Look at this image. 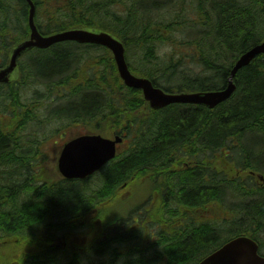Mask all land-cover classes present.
I'll list each match as a JSON object with an SVG mask.
<instances>
[{
	"label": "trees",
	"instance_id": "obj_1",
	"mask_svg": "<svg viewBox=\"0 0 264 264\" xmlns=\"http://www.w3.org/2000/svg\"><path fill=\"white\" fill-rule=\"evenodd\" d=\"M32 1L37 7L35 23L41 34L50 35L74 27L113 33L124 42L130 58L138 54L135 65L130 66L132 72L150 79L167 92L226 88L237 59L264 42V0ZM29 11L27 0H0V41L13 31L20 38L30 35ZM197 26L200 28L195 33L199 35L190 43L193 53L177 51L176 45L185 40L177 41L171 35ZM164 44L175 48L166 59L159 55L158 49ZM42 51L44 54L35 57L30 52L29 61L21 62V69L26 68L25 74L35 70L49 82H55L54 86L64 84L66 91H70L69 100L76 101L69 105L72 114H76L72 122L93 126V132L100 134L104 123L111 131L107 136H122L128 147L89 179L88 183H94L95 188L99 184L95 191L89 187L82 190L83 183H68V190L54 196L48 186H33L35 179L17 182L20 178L16 176L22 174L10 169L12 166L22 170L27 162H21V156H30L32 152V147L26 149L20 139L26 135L25 118L29 119L27 114L32 115L33 111L26 110L23 119L22 101H15L17 106L10 101L17 109L10 117L0 110V234L22 233L29 251L23 263L15 259L18 245H2L0 264H85L79 254L70 250L64 253V260L57 258L58 248L50 244V236L57 231L65 232L74 246L97 252V260H90L88 264H198L235 235L228 234L224 241L216 243L215 225H204L197 220L199 224L189 222L169 229L168 235H159L157 220L167 223L179 215L175 201L191 207L204 206L207 202L204 195L208 193L202 185L205 165L208 157L214 161L217 150L235 149L236 159L242 166L255 155L264 164L263 54L237 73L236 91L218 107L210 110L203 106L172 105L154 111L143 99L141 90L123 84L114 58L104 47L66 42ZM188 58L200 68L196 75H191L185 67L183 61ZM6 60L7 54L0 57L1 64ZM16 86L10 85L11 89ZM33 106L34 112L43 115L37 104ZM143 111L148 115L139 114ZM34 119L39 117L34 115ZM184 159L190 166H183ZM144 173L152 179L169 177L165 186L174 191L176 199L165 207H158V203L155 206L154 202L149 206L151 211L130 210L128 213L139 215L141 224L137 226L128 227L121 219L104 221V211L125 210L127 205L123 204H128L131 197L124 196L123 184L128 183L130 188ZM210 175L211 202L222 201L213 196L227 195L229 188L221 184L230 181L214 170ZM130 190L133 191L132 187ZM258 204L254 205V216L259 228H263L264 198ZM93 210L98 214L82 216ZM61 212L67 216L63 221L59 219ZM56 218L59 220L54 222ZM154 230L158 231L159 238L154 237ZM94 245H97L95 250Z\"/></svg>",
	"mask_w": 264,
	"mask_h": 264
},
{
	"label": "rangeland",
	"instance_id": "obj_2",
	"mask_svg": "<svg viewBox=\"0 0 264 264\" xmlns=\"http://www.w3.org/2000/svg\"><path fill=\"white\" fill-rule=\"evenodd\" d=\"M208 6H210V3L208 4ZM187 12H191V10L187 9ZM190 14L193 16V13H190ZM191 15H189V18H191ZM192 20L195 21L196 19L192 18ZM188 24L190 25L192 23H188ZM198 26L194 27L193 30L189 29L190 27H188L186 28V29H189L187 31H176L171 35V37H174L177 41L185 40L176 45V48H178L177 51L179 52L181 51L183 53L192 51L193 53V44H190V43H194L195 37H198L199 35L198 33H195L196 32L195 30L200 28ZM28 28H29V32L31 33L32 30H31L29 23H28ZM74 28H81V27H74ZM69 29H72V28H69ZM14 33H17V32L13 31L11 34L8 33L5 36V39L0 41V46H1L0 57L2 55L10 53L12 48L15 47L14 44L20 43L24 39L27 38V37H23V38L16 37ZM56 33H59V32H56ZM158 49H159V55L163 57L164 59H166L170 57V54L173 53L175 48L172 45L164 44V45H160ZM40 51L41 49L33 50L31 52V56L35 57V55L39 53L44 54L43 53L44 51L42 52ZM23 59H27V55L24 56ZM136 60H138L137 53L133 54V58H130L129 56H127V61L130 66L135 65ZM183 62L186 65L185 67H187L186 68L187 71L190 72L191 75H196L198 72H200V68L198 67L196 62H193L191 60V58H188L187 60L185 59ZM54 84L55 82H49L48 79L44 77V75L37 74L35 70L34 71L31 70V72L27 73L25 81L22 84L17 85L15 89H11L10 86L0 84V110L4 111L5 115L10 117V113L13 110H17L13 108V104L10 101H14L15 106H17L15 101H22L23 105H25V109L22 110L23 112L21 113L23 119L25 118L24 112L26 110L33 111L34 114L32 115L27 114V116H29L30 119H27V121L25 122L27 124L25 126L26 128L23 129V131L26 132V135L22 136V138L20 139L24 147H26V149H31L32 147V152L30 156H26L25 154H23V157L21 156L20 161L27 162L24 165V168L22 170H20L19 168L14 169V167L12 166L10 169H13L12 171L14 172H19L20 174H22L21 177L16 176V179L20 178L17 182H22L26 178L29 179L27 180L29 182L35 179L36 182L32 183L33 186H36V185L48 186L49 192L50 193L52 192L51 195L56 196V194L58 195L59 193L61 194L63 191L68 190V183L64 181L65 177L61 174L58 168V161L60 158V152H61L63 145L70 137L74 136L76 133H79V132L89 133L95 130L93 129V126H90L87 124H76L75 122H72L74 121V117L76 114L74 113L72 114V111H70L69 109V105H71L70 102H72V100L71 101L69 100V96H68L70 91L69 90L66 91V87H64V84H57L55 86ZM87 93L88 92H86V94ZM31 102H33V104H37V106L41 109V112L43 115H39L36 112H34L36 108L33 106ZM73 102H76V101H73ZM62 109L65 111H63L64 113L61 114V112L59 113V111H61ZM55 110H57V113ZM139 114L148 115V113L145 111ZM34 115H37L39 119H34L32 121V116ZM69 115L72 117H70ZM103 127L105 128H101L100 132L103 134L109 135L111 131H109V129L107 128V125L106 124L104 125L103 123ZM110 137H113V135H110ZM126 147H128L127 141L124 144L122 142L119 146L120 149L118 150V152L119 153L122 152L123 150L126 149ZM223 151H228V150H226V147H223L220 150H217V153L215 154L216 157L213 159L215 161V164L219 166H221L224 162V160L222 159V156H220V154L223 153ZM236 161L237 160H235L234 162ZM181 162H183V166H187V161L185 159L184 161H181ZM225 162L229 163V161H225ZM174 165H177V164H174ZM160 178L161 179L154 177L152 179L150 178V176H147L144 173L142 176L136 179L137 181L135 180L133 181L134 183L130 186V188H126V191L124 192V194L127 193L132 187L134 188L133 190L134 199L137 200V202H139L143 206L152 207L154 202L156 206L157 200L160 199V203L158 207L159 206L165 207L167 206L168 202L172 201V199L170 197L167 198L166 194L164 193V190H165L164 184L169 180V177L167 179L165 175H162L160 176ZM83 181L84 183L80 185V187H82V190H85L86 187H89L92 189L94 188V190L92 189L91 190L95 191V189H98L99 187V184H96V188H95L94 183H88V181H86L85 183V180ZM247 188H250V187L248 186ZM227 193H228L226 195L227 202H224V201H221V202L226 203L227 206L230 207L232 205V202L236 201V196H235V192L232 190H229ZM252 200H253V197L239 199V201L242 202L246 208H248V205L250 204L254 205V201L256 199L254 198V201ZM7 201H8V198L5 199V203H7ZM237 201H238V197H237ZM8 204L9 205L11 204L10 201L8 202ZM128 204L126 203L123 205H128ZM106 212L104 211V214ZM134 212L126 213L125 211L123 213L122 211L120 213L112 212L111 214L109 212L103 215V219L104 221L107 220V223L114 222L116 219H121V221L125 223L126 226L128 225L137 226L138 224H141V223L138 219L139 215L135 214ZM235 212L236 210H234L233 213L235 214ZM90 213L92 214L94 213V211L82 213L83 214L82 216L83 217L89 216ZM203 214H204L203 211L201 210L197 211L196 214H194V220L203 219L204 218ZM251 214H252V211H251ZM65 217L67 216L62 214L61 212L59 219L63 221V218ZM59 219L56 218L54 222L58 221ZM171 220L172 221L170 222L168 221L167 223L165 220L162 222L161 221L158 222L159 225H157V228L159 231V235L160 234L168 235L166 231H168L169 229L177 228L179 225H181L183 222L182 220H186V217H184V210L177 217ZM218 227L220 228H218L217 230L215 229L218 232L217 240H215L216 243H218L220 240L224 241L227 238L228 234H231L235 232L236 230H238V225H233L229 223L224 224V226L222 225ZM241 227L245 228V224H243ZM253 228H254V225H250L249 232L253 233L259 239V241L263 243V246H264V232H262L263 228H259V232L257 234L253 231ZM154 231H155L154 237H157L158 231L157 230H154ZM55 233L56 234L50 236V240H51L50 244L57 246L58 248L56 252L57 258L60 260H64L65 259L64 253L66 252L65 243L69 244V243H72V241H70V239H68L66 234H64L62 231L61 232L57 231ZM6 235L9 237L3 235V233L1 232L0 246L6 245V244L18 245L17 246L18 255L15 256V259L24 263L27 259L26 254L29 252L27 250L28 242L26 240V237L22 235V233L20 234L6 233ZM159 235H158V238H159ZM84 252L85 250L83 251V253ZM90 254H83L82 256L89 257ZM82 256L79 255V258H81ZM2 264H6V262H2Z\"/></svg>",
	"mask_w": 264,
	"mask_h": 264
},
{
	"label": "water",
	"instance_id": "obj_3",
	"mask_svg": "<svg viewBox=\"0 0 264 264\" xmlns=\"http://www.w3.org/2000/svg\"><path fill=\"white\" fill-rule=\"evenodd\" d=\"M29 24L31 36L10 51V62L0 69V83H7L19 78L18 60L26 52L38 48L47 49L55 44L76 42L95 44L109 49L115 59L123 83L143 92L149 106L158 110L173 104H195L214 108L227 101L236 90L234 78L239 70L248 66L255 57L264 54V42L244 53L235 63L228 86L219 91L168 93L153 85L148 78L134 75L128 65L123 42L112 34L97 29L73 28L52 35H42L34 21L36 9L31 0ZM123 139L106 138L99 134L79 136L65 145L59 160L61 174L69 179H84L93 175L116 156L117 144ZM200 264H264V258L258 254V245L248 237H238L204 259Z\"/></svg>",
	"mask_w": 264,
	"mask_h": 264
},
{
	"label": "flooded vegetation",
	"instance_id": "obj_4",
	"mask_svg": "<svg viewBox=\"0 0 264 264\" xmlns=\"http://www.w3.org/2000/svg\"><path fill=\"white\" fill-rule=\"evenodd\" d=\"M86 134V133H81L79 132L77 135H74L72 138ZM11 149V148H10ZM235 149H233L232 152L230 151H223V153L220 154L222 156V159L224 160L223 164L221 166L215 164V161L209 160L205 165L206 172L205 176L203 177V188L208 189V193L205 196V200L207 202L204 204L202 208H197L198 210L203 211V224L204 225H210V222L216 223L217 226H224V224H233V225H239L242 226L245 224V228H250V225H254L253 231L257 234L259 232V226H258V221L255 219L254 216V205L255 207L259 206V200L261 198H264V164L262 162H259L258 155L254 156L251 161L245 162V166L240 165V162L236 161L234 162V159H236V156L234 154ZM237 160V159H236ZM225 161H229V163H226ZM187 165L190 166V162H187ZM214 170V172L218 175H225L227 179L230 181V183L226 184H221V186H225L223 188H229V190H232L235 192L236 196V201L235 204H233V207L235 208L236 212L234 213H229L225 212L223 208H226L224 206V202L227 201L226 194H216L213 196V198H218L224 202L218 203L219 201H213L211 202L212 199V194H211V172ZM249 182H248V181ZM65 182L67 183H81L83 180H67L64 179ZM86 181H89V179H86ZM240 185V186H237ZM250 188H247V187ZM215 187V185H214ZM171 192L166 193L167 197H171L173 199H176L173 195V190L170 189ZM238 197V201H237ZM251 198L253 197L256 199L254 201V205L250 204L248 205V208L244 206L242 202L239 201L241 198ZM177 203H179L177 201ZM183 207H187V215L188 219L192 211L195 209V207H191L189 205H183ZM224 206V207H223ZM252 211V214H251ZM206 215V216H205ZM241 216V217H240ZM194 216L190 217V222H193ZM195 224V223H193ZM192 225V224H191ZM264 232V227L263 231ZM253 234V233H252ZM260 244V249L261 253L264 255V246L261 242ZM65 248H70L74 249V245L72 243L66 244L65 243ZM76 250H79L80 252H83L85 248L83 247H77L75 248ZM260 253V254H261Z\"/></svg>",
	"mask_w": 264,
	"mask_h": 264
}]
</instances>
